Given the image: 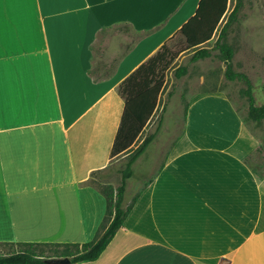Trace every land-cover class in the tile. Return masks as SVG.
<instances>
[{
	"label": "crops",
	"instance_id": "1",
	"mask_svg": "<svg viewBox=\"0 0 264 264\" xmlns=\"http://www.w3.org/2000/svg\"><path fill=\"white\" fill-rule=\"evenodd\" d=\"M198 3H0L1 254L96 236L106 200L91 179L112 169L123 81L158 52L162 76V45ZM208 89L188 102L182 134L102 253L73 264H264V176L244 160L260 140L225 91Z\"/></svg>",
	"mask_w": 264,
	"mask_h": 264
},
{
	"label": "rangeland",
	"instance_id": "2",
	"mask_svg": "<svg viewBox=\"0 0 264 264\" xmlns=\"http://www.w3.org/2000/svg\"><path fill=\"white\" fill-rule=\"evenodd\" d=\"M236 2L237 0H228L227 10L211 40L201 46L209 50L208 56L193 59L194 50L187 47L181 34L166 41L167 54L162 62L164 66L159 70V73H162L163 85L156 108L131 150L135 149L147 135L153 134L154 137L145 153L141 154L142 156L140 155L133 165V175L128 178V183L126 181L128 189L123 206L131 203L139 190L156 174L169 154L172 141L180 136L185 128L188 102L195 97L194 93L208 91L210 90L208 87L225 91L245 120L246 127L259 137L260 146L254 154L244 160L256 175L264 176V119L255 122L247 118V99L241 93L246 83L239 79L230 81L225 78L224 56L216 45ZM112 34L114 37L110 40L115 37L123 39V36L116 31ZM133 39L134 36L128 35V40L125 42L129 44ZM108 40L109 38H104L105 43ZM222 41L233 50L231 58L233 71L244 73L249 78L255 104H264V0H241L240 6L225 28ZM180 66L184 67L185 71L182 75H176L175 70ZM212 113L217 117L220 115L217 107ZM120 157V155L113 157L112 169L108 176L96 177L98 183H110L113 187L119 185L121 174L118 170L124 166L127 159ZM41 250L47 252L48 248Z\"/></svg>",
	"mask_w": 264,
	"mask_h": 264
},
{
	"label": "trees",
	"instance_id": "3",
	"mask_svg": "<svg viewBox=\"0 0 264 264\" xmlns=\"http://www.w3.org/2000/svg\"><path fill=\"white\" fill-rule=\"evenodd\" d=\"M241 0H237L232 9L229 20L225 23L218 41L216 42L220 52L224 56V76L232 81L243 80L246 87L241 91L247 99V118L259 122L264 119V104H255L252 94V85L249 78L240 72L233 71L231 67L232 48L222 41L225 28L231 17L240 6ZM228 0H199L196 12L180 28L179 33L184 37L188 48L194 50L193 59L203 58L209 55V50L201 47L211 40L219 22L227 10ZM166 45H162V52ZM159 52L148 60L146 64L140 65L122 84V92L125 96L124 110L121 116L115 140L111 149V157L122 153H129L122 168H119L121 181L117 187L110 183L97 182L95 179L99 172L92 174V182H95L106 200V209L103 221H101L96 236L86 242L66 243H18L19 248L7 254L0 253V264H50L47 259L50 257H69L70 264L82 261H93L98 258L108 243L111 241L117 230L123 224L124 219L130 212L137 195L131 203L123 206L126 191V180L133 175V165L137 158L145 151L154 135H147L141 143L133 150L132 145L137 140L148 120L152 116L157 99L162 89V76L154 77L153 67ZM147 69V70H145ZM147 71L148 75L142 74ZM176 75H182L184 67H178ZM151 74V76H149ZM48 248L45 252L42 248Z\"/></svg>",
	"mask_w": 264,
	"mask_h": 264
},
{
	"label": "water",
	"instance_id": "4",
	"mask_svg": "<svg viewBox=\"0 0 264 264\" xmlns=\"http://www.w3.org/2000/svg\"><path fill=\"white\" fill-rule=\"evenodd\" d=\"M50 264H70L69 257H50L47 259ZM220 264H228L227 259H221Z\"/></svg>",
	"mask_w": 264,
	"mask_h": 264
},
{
	"label": "snow or ice",
	"instance_id": "5",
	"mask_svg": "<svg viewBox=\"0 0 264 264\" xmlns=\"http://www.w3.org/2000/svg\"><path fill=\"white\" fill-rule=\"evenodd\" d=\"M3 2V0H0V3H2Z\"/></svg>",
	"mask_w": 264,
	"mask_h": 264
}]
</instances>
